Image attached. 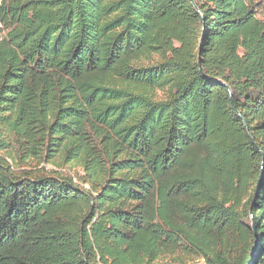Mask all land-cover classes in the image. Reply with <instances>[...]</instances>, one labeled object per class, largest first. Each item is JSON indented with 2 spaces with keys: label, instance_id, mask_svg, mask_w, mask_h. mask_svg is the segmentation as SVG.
<instances>
[{
  "label": "trees",
  "instance_id": "trees-1",
  "mask_svg": "<svg viewBox=\"0 0 264 264\" xmlns=\"http://www.w3.org/2000/svg\"><path fill=\"white\" fill-rule=\"evenodd\" d=\"M195 259L264 264V0H0V264Z\"/></svg>",
  "mask_w": 264,
  "mask_h": 264
},
{
  "label": "rangeland",
  "instance_id": "rangeland-1",
  "mask_svg": "<svg viewBox=\"0 0 264 264\" xmlns=\"http://www.w3.org/2000/svg\"><path fill=\"white\" fill-rule=\"evenodd\" d=\"M201 263H202L201 260H199V259H195V260L190 261V262H188V263H186V264H201Z\"/></svg>",
  "mask_w": 264,
  "mask_h": 264
},
{
  "label": "water",
  "instance_id": "water-1",
  "mask_svg": "<svg viewBox=\"0 0 264 264\" xmlns=\"http://www.w3.org/2000/svg\"><path fill=\"white\" fill-rule=\"evenodd\" d=\"M199 65H200V63H199ZM252 230H254V225H252Z\"/></svg>",
  "mask_w": 264,
  "mask_h": 264
}]
</instances>
